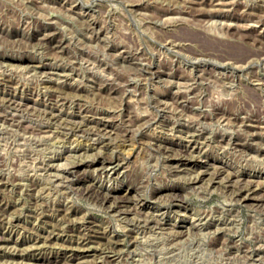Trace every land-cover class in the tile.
Segmentation results:
<instances>
[{
    "label": "rangeland",
    "instance_id": "obj_1",
    "mask_svg": "<svg viewBox=\"0 0 264 264\" xmlns=\"http://www.w3.org/2000/svg\"><path fill=\"white\" fill-rule=\"evenodd\" d=\"M171 255L264 264V0H0V264Z\"/></svg>",
    "mask_w": 264,
    "mask_h": 264
},
{
    "label": "bare ground",
    "instance_id": "obj_2",
    "mask_svg": "<svg viewBox=\"0 0 264 264\" xmlns=\"http://www.w3.org/2000/svg\"><path fill=\"white\" fill-rule=\"evenodd\" d=\"M151 243V242H150ZM167 244V243H166ZM169 245V244H168ZM157 246V245H156ZM153 248V247H152ZM155 248V247H154ZM166 248H168V247H166ZM173 248V247H172ZM166 250V249H165ZM168 250V249H167ZM169 252H173V250H170ZM191 252V251H190ZM166 253H168V251H166ZM158 254V253H157ZM173 255H175V253L173 254ZM173 255H171V256H168V257H166V259H167V261L169 262V261H174V262H170V263H164V264H180V262L181 261H179L178 262V260H175V258H173ZM140 256H141V254H140ZM148 258V257H147ZM190 258V257H189ZM182 260V259H181ZM145 262V261H144ZM149 262V261H148ZM182 262H183V260H182ZM185 262H183V264H184ZM148 264V263H147ZM151 264V263H150Z\"/></svg>",
    "mask_w": 264,
    "mask_h": 264
}]
</instances>
